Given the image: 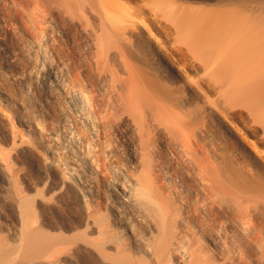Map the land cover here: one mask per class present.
I'll use <instances>...</instances> for the list:
<instances>
[{"label":"bare ground","instance_id":"bare-ground-1","mask_svg":"<svg viewBox=\"0 0 264 264\" xmlns=\"http://www.w3.org/2000/svg\"><path fill=\"white\" fill-rule=\"evenodd\" d=\"M123 5L0 0V264H264V175Z\"/></svg>","mask_w":264,"mask_h":264},{"label":"rangeland","instance_id":"rangeland-1","mask_svg":"<svg viewBox=\"0 0 264 264\" xmlns=\"http://www.w3.org/2000/svg\"><path fill=\"white\" fill-rule=\"evenodd\" d=\"M116 1L124 4L131 13L135 14L137 9L140 12L132 20L135 25L133 32L139 36L141 48H158L178 77L200 81L204 90L198 92L200 96L207 97L209 102L219 107L222 105L214 113H207V124L211 122V127L215 125L223 144L238 148L240 161L251 165L256 175L260 173L259 178L261 174L263 176L264 0ZM226 9L236 13L221 18L213 14ZM180 48H205L203 60L208 65L206 72L201 71L191 54H185L187 51ZM216 66L221 67L226 84L233 80L240 88L244 86L246 97L243 95L244 98L237 101L238 107L234 109H229L224 101L219 100L214 80H210L211 71ZM229 71L230 74H227ZM226 156L229 165L236 166L231 153H226Z\"/></svg>","mask_w":264,"mask_h":264}]
</instances>
